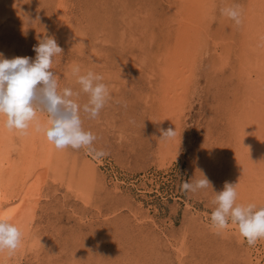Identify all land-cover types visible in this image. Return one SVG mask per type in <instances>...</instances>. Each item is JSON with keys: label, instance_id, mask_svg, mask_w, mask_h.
I'll return each mask as SVG.
<instances>
[{"label": "rangeland", "instance_id": "374dc122", "mask_svg": "<svg viewBox=\"0 0 264 264\" xmlns=\"http://www.w3.org/2000/svg\"><path fill=\"white\" fill-rule=\"evenodd\" d=\"M210 1L202 0V7L190 13L204 17L195 19L204 23L203 40L208 41L203 46L206 52L200 51L197 58L196 88L187 100L190 105L184 107L181 125L164 126L166 131L180 129L172 138L175 146L170 143L163 152L165 160L158 153L162 132L156 133L154 112L162 81L157 76L158 60L168 34L175 41V35L194 21L187 22L183 8L194 0H0L4 59L34 60V47L53 38L52 28L61 21V30L71 35H64L60 43L55 40L63 50L52 68L60 89L79 91L72 75V68L79 66L82 74L101 75L111 95L97 118L80 113L84 129L97 137L94 147L106 155L55 149L52 162L41 170L44 182L32 188L37 202L26 236L29 246L24 244L20 255H0V264L256 263L257 249L263 244L249 246L234 232L217 234L210 227L213 190H224L232 170L230 153L223 146L231 142V121L244 102L238 50L249 35L242 22L249 0ZM234 6L241 12L239 24L221 14V9ZM223 61L228 64L222 65ZM76 100L83 106L88 97L80 93ZM43 114L47 120V113ZM18 138V131L17 137L14 132L9 152L12 189L17 187L27 150ZM199 171L213 190L209 186L196 193L182 191V183L199 177Z\"/></svg>", "mask_w": 264, "mask_h": 264}, {"label": "bare ground", "instance_id": "6f19581e", "mask_svg": "<svg viewBox=\"0 0 264 264\" xmlns=\"http://www.w3.org/2000/svg\"><path fill=\"white\" fill-rule=\"evenodd\" d=\"M194 1H195L194 4L192 3L188 7L187 6L183 7L185 8V12L187 14V17H186L188 19L187 22H191V19L194 20L191 23V26H188V28H185L186 30L183 33L181 32V35L179 36L177 34L176 35L174 34L175 41L172 40V38L174 39V37L168 34L167 38L165 39L166 40L165 43H167V46L164 47V53L163 55H161V58L159 57L160 61L158 60V62H160L161 69H159L160 73L158 74L159 72L158 71L157 72L158 75L157 74L156 75L160 76V79H162V81L159 85L156 84L158 85V92H157L158 95L157 96L155 95L156 97H158L157 99H155L156 100L155 102H157L156 107L158 106L157 109L155 108L156 111H154L156 114L152 112L153 110L151 111L152 113L155 114L157 121H158L156 122L157 124L156 133H158V135L161 134L162 131L165 132L168 129L167 127H164L165 124L168 125L170 123L169 125L172 124V126L181 125V121H182L181 119H183L181 118L182 117L181 115L184 110V107L185 105L189 104V103L186 104L187 100L189 99L190 95L193 94V91L196 88L195 86L196 79L194 78V70H196L195 68L196 66H198L196 64H197V58H198V55L200 54V51H204L203 46L207 40V37L205 38V40H203L204 31L202 28L204 26L203 25L204 23L202 24L200 22L201 20L200 21L197 20L199 18L201 19L202 16L198 18V17H194L193 14H190L192 13L191 10L194 9V7H195V10H197L199 7H202L200 4L202 0L201 1L194 0ZM209 2H212V1L209 0ZM182 3L183 2H181V4ZM215 6L214 8L217 7ZM176 9L178 10V8ZM210 9H213V8H210ZM201 10L203 13H205L204 7L201 8ZM197 13L198 12H196V14ZM205 15L207 14L205 13L203 16ZM244 15L245 16L243 17L242 22L246 26L245 29H246L247 34L249 35H245L247 37L246 40L244 39L246 37H242L244 39L243 42L245 44H242L243 42L241 41L242 43H240L241 45L239 44V47H240L239 50L236 48L239 54H240V50L242 52V55L239 56L240 57L239 63H240V70H241L240 76L242 78V83L245 85L244 87L245 96H244V102H243L244 106L242 105L241 109L239 110V114H236L235 116L232 114V116L234 117H233V120L231 119L232 120L231 121L232 130H231L230 139H229V142L230 141L231 142L227 144L226 147L223 146V148L224 149L227 148L228 153H230L229 155L230 160H232L231 175L229 177V182L227 183L232 184V185L239 184L237 188L238 202L244 203V204L254 203L259 207V206H264V0H249L248 10L246 14ZM60 22L61 21L58 22V25L55 24L54 26L55 29L52 28L53 38L59 43L61 42L64 35H66L67 37V34H70L68 31L64 30L65 31L64 32L61 30L62 24ZM182 23L181 25H183ZM208 29H211V28H208ZM178 31L180 32V30ZM210 33L212 32H209V34ZM153 36L155 37L154 34ZM205 52L206 51H204V53ZM225 54H227L226 51H225ZM223 60H225V58ZM218 64L220 63L218 62ZM225 64H228V62L223 61L222 65H225ZM151 71H154V70H151ZM220 73H223V72H220ZM238 87L240 88V86ZM46 118L48 120L47 116ZM47 120L41 117V123L44 126H48ZM0 123H1L0 124L1 125V129H0V132H1L0 133V216H3L9 222H12L16 224L17 226H19L23 233V243L19 249H17L14 253H11V254H9L6 251L0 252V255H2V257L6 255H8L9 257L12 254L18 255L19 253L20 255V252L23 249L25 250L23 245L26 243V240L29 239L26 236L28 234V231L30 230L28 228L32 226L31 224L33 222V218H35V211H36L34 207L35 197L32 194L33 193L32 188L34 186V190H35L37 186L39 185V183H41V180L43 177V176H40L42 173L41 170H43L44 168H47L48 164L52 162V159L54 158L56 154V150H55L56 148L54 147L53 144L48 142L43 132L38 131L36 128H30L26 133H23V134L18 132V134L21 137V139L20 138L18 139L22 140L23 146H25L27 150L24 151L25 155L24 157H22V164L19 167V172H18L19 179L17 180V187L12 189L11 184L13 183L11 182L8 176V173H9L8 170H10L9 168H10V162H11L10 157H9L11 155H9V152L11 151L10 145L12 143L11 139L13 138V133L16 132V137H17V131L8 129L3 120H0ZM178 131L176 130V132ZM159 137L162 139V135L161 136L159 135ZM170 143H172L173 146ZM16 146H15V149H16ZM20 146H21V143H20ZM170 146H172L171 148L175 146V141L173 139L162 141L161 145L158 146L159 151H160L158 153L161 155L162 158L164 159L166 158L167 154L163 152H165ZM43 184H40V185L42 186ZM229 232L231 233L234 232L233 235H236L240 241L243 240L239 236L235 228L230 229V231L227 230L224 233H226V235L229 236L230 234H227ZM259 244L260 245L263 244V246L262 248L257 249L258 251L257 254L259 255L257 256L256 263L253 261L252 264L253 263L263 264L264 262V252H263L264 251V241H258V245ZM1 262L2 261H0V263Z\"/></svg>", "mask_w": 264, "mask_h": 264}, {"label": "clouds", "instance_id": "9594fccd", "mask_svg": "<svg viewBox=\"0 0 264 264\" xmlns=\"http://www.w3.org/2000/svg\"><path fill=\"white\" fill-rule=\"evenodd\" d=\"M221 14L241 22L238 6L225 7ZM36 57L4 59L0 54V120L10 130L26 133L30 128L43 132L48 142L57 150L83 149L97 157L106 155L94 147L97 137L86 131L81 111L95 119L111 99L108 85L95 72L81 73L79 66L72 68V75L80 86L79 91L59 87V77L52 71L55 58L63 53L54 38H46L34 47ZM84 93L87 103L81 106L76 97ZM47 113V125L41 123V115ZM176 131H162V141L174 138ZM197 173V172H196ZM200 176L183 182L182 191L196 193L212 185L202 171ZM238 185L226 183L224 190L215 193L214 210L210 213V227L217 234L235 228L249 246L264 241V206L238 202ZM23 243L19 226L0 216V252L14 253Z\"/></svg>", "mask_w": 264, "mask_h": 264}]
</instances>
